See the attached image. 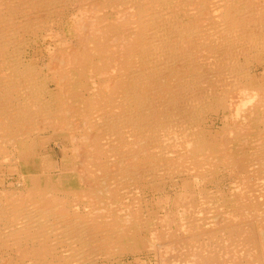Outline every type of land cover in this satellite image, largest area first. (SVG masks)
Instances as JSON below:
<instances>
[{
	"label": "bare ground",
	"instance_id": "1",
	"mask_svg": "<svg viewBox=\"0 0 264 264\" xmlns=\"http://www.w3.org/2000/svg\"><path fill=\"white\" fill-rule=\"evenodd\" d=\"M38 35L49 44L43 67L27 59ZM263 65L264 0H0V169L19 172L42 133L67 134L91 182L60 196L47 179L54 164L35 155L40 173L23 192L0 190L1 264L117 251L148 218L135 195L122 218L100 206L163 179L183 180L186 236L166 234L158 248L174 257L162 264H264ZM210 114L223 116L221 138L205 134ZM222 169L233 186L202 196L213 214L196 223L189 183Z\"/></svg>",
	"mask_w": 264,
	"mask_h": 264
},
{
	"label": "rangeland",
	"instance_id": "2",
	"mask_svg": "<svg viewBox=\"0 0 264 264\" xmlns=\"http://www.w3.org/2000/svg\"><path fill=\"white\" fill-rule=\"evenodd\" d=\"M38 37H39V35H38ZM38 37L36 39H35V37H33V39L30 37H27L28 44H29L28 50L30 51V54L28 55L29 57L27 59L31 62L33 61L38 66L43 67V66H47L49 64V61H50L49 52L46 48V46L48 47L49 44L47 42H45V40L42 38L43 37L42 35H40L39 39H38ZM29 41H30V43H29ZM31 43H32V45H31ZM41 52H43V53H41ZM263 67H264V65L260 66V69H259L260 72L259 73L264 71ZM44 74H45V71H44ZM210 115H207L205 118V119H207V120H205V123H204L205 134L212 133V134H215L221 138V136L224 133V125H225V122L222 119L223 116L221 115L219 118L218 115H215V114H210ZM240 123H241V121H240ZM211 126H213V127H211ZM212 128H214V129H212ZM38 145H39V146H37L38 149L36 148V150H35L36 152H34L36 154L33 155V153H32V155L30 157L31 159H29L25 163H22V166L19 168V172L18 171H17V173L16 172H6V170L4 168L0 169V190L11 189V190H14L16 193L23 192L25 187L30 184L29 177H27V176L30 174H39L40 173V171H38V170H40V167H38V163L35 160V155L40 156V154H43V156L44 155L47 156L51 160L52 164H54L50 170V173H47V176H48L47 179L56 185V190L59 192L58 194L60 196L61 195L65 196L66 193H70V192L76 193V194H78V196H81V194L87 192L88 190H91V188L89 187L91 182L89 181V182H87V184H85L86 182H82L83 180L81 181V179H80L81 175L79 176L80 172L78 170V167L80 165L78 164L77 160L75 161L76 158L73 156V153H71L72 152L70 149L71 146L69 145L67 134H62L60 136H54V135H52L51 132H49V133L44 132L39 136ZM63 149H66L65 154L63 153ZM67 150L70 153L67 152ZM248 150H250V148ZM63 172H64V174H62ZM24 174H26V175H24ZM222 176L223 177L225 176V177L223 178ZM217 177H218V179H217ZM7 178H9V179H7ZM42 180H43V182L46 181V179L44 177H42ZM176 180L175 181H173V180H167L166 181L165 179H163L160 182H158V184H156L155 186L149 185L148 183L145 182V183H143L142 186L140 185L141 186V188L139 189L140 192H139V190H137V189L133 188V186H131L129 188H126L125 190H121L122 193L119 190L121 195L119 194V197L116 201H115L114 196L110 197V199H108V201L114 200L115 201L114 204L112 202H108V201L106 204L112 203L113 206L111 208L106 207L107 209L106 208L103 209L102 206H100V208L102 209V210L100 209V215L106 217L108 215V213L109 214L111 213L115 217L121 216V218H122L124 211H122V210L120 211L119 207L122 206L125 202H129L130 198H132L135 195L136 201H137L136 204L138 205L139 204L138 202H141V207H142L143 212H144L143 214H145L144 218H148V220L144 219L145 220V223L143 222L144 226L142 225L138 229L135 228L134 231L128 237V240L125 239L123 241L124 243L123 242L121 243L122 245L117 251L111 252L108 254L99 253L100 256L98 253H97V255L95 254L96 256H93L94 254H91V257H89L90 260L86 261L85 263L82 262V258L80 256L81 260H79V261L76 260V261H73L69 264H79V263L80 264H99V262H100V264H106L107 261H108L107 264H147V263L148 264H162V262H164L165 259H166V261L169 262L172 259V257H174V252L170 251V252L166 253V252H164L165 248H162V249L158 248V244L160 243V241L168 242V240H167L168 236L167 235L169 232H172V231L179 230L178 238L186 236V235H184L185 234L184 229L181 228L182 227L181 226L182 219H180L183 217V215H182V212H183V206L182 205L183 204L179 205L176 203L178 196L184 192L183 186H182L183 180L179 179L178 182ZM81 182L83 183V185ZM233 182H234L233 178H230L227 175V173L224 172L223 169L218 171L216 177H214L212 179L209 177V179L206 180L205 182H202V183L201 182L200 183L199 182L194 183V181L190 182L189 183V185L191 187L190 191L194 192V194H193L194 199L197 200V205L192 206L195 210L191 209L192 217L194 219L193 221H195L196 223H200V221L202 222V220H201L202 218L208 217V216L210 217L213 214V213L208 214L210 206L208 204L203 205V203H202L203 197L202 196H204L209 191V192H212V197H215L216 196V190L225 189V188H228L226 190H230L233 186ZM21 186H22V189L20 188ZM16 187H18V188H16ZM200 189H202L204 191L203 194H202V191ZM211 189H213V190H211ZM134 191H135V194H134ZM213 191H215V192H213ZM61 192H62V194H61ZM227 192L229 193V191H227ZM131 194H133V195H131ZM126 195H129V196H126ZM137 195H138V197H137ZM125 196L129 197V198H126ZM77 197L75 198V201H76ZM125 199H127V200H125ZM67 200L70 202L69 204H71V205H76V204H80V203H81V205L84 204L83 206H81L82 207L81 212H83L87 207L90 208L89 206H87L89 204V200L87 198L85 200H78L79 201V202L77 201L78 203H75V201H73V198L71 196L68 197ZM72 202H74V203H72ZM199 204H200V207H199ZM197 207H199V208H197ZM113 212L116 214H114ZM119 212H122V213H119ZM147 216H150L151 219ZM171 218L173 219L172 221H171ZM198 220H200V221L198 222ZM179 226H181V227H179ZM152 235H153V237H152ZM161 237H162V239H160ZM130 238H132V239H130ZM183 250L186 251V249H183ZM131 252H133V253H131ZM135 252H137V253H135ZM67 254H71V251L70 252L67 251ZM67 254H66V252H64V255H67ZM116 254H118V255H116ZM119 254H121V255H119ZM132 254H134V255H132ZM101 255H102V257H101ZM112 255H113V257H112ZM117 256H119V257H117ZM104 260H107V261H104ZM176 261L177 262L175 264L180 263V259L178 257L176 258ZM0 264H1V261H0ZM168 264H170V263H168Z\"/></svg>",
	"mask_w": 264,
	"mask_h": 264
}]
</instances>
